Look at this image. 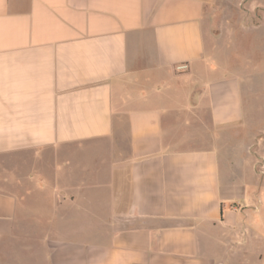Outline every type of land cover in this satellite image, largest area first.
I'll use <instances>...</instances> for the list:
<instances>
[{
  "label": "crops",
  "instance_id": "0c3cea01",
  "mask_svg": "<svg viewBox=\"0 0 264 264\" xmlns=\"http://www.w3.org/2000/svg\"><path fill=\"white\" fill-rule=\"evenodd\" d=\"M211 1L0 0V264H264V0H218L243 76L204 75Z\"/></svg>",
  "mask_w": 264,
  "mask_h": 264
},
{
  "label": "rangeland",
  "instance_id": "374dc122",
  "mask_svg": "<svg viewBox=\"0 0 264 264\" xmlns=\"http://www.w3.org/2000/svg\"><path fill=\"white\" fill-rule=\"evenodd\" d=\"M245 11V5L243 4L241 7L236 8L228 2H220L218 0H212L206 6V19L203 21L204 75H220L226 73L228 70H233L241 76L245 74V59L247 54L245 49V34L248 28V26H246ZM230 30L233 31L235 37L240 40V43L235 46L236 49L238 48L237 51L234 49L235 47L231 48V40L229 38ZM256 41L257 60H259L258 58L260 55L264 54V52L261 51V44L259 41ZM252 49L253 44H250L249 55L253 56ZM249 63V73H255V71L258 73L260 72V67L252 66L251 60ZM245 90H248L249 94L253 93V99L250 104L253 107L252 109L256 112L252 115V121L250 123L253 125L254 129L264 128V83H240V92L243 95L242 97L246 105ZM252 101L254 103H252ZM260 124H263V126L261 127ZM21 246L22 244L18 243L14 250H20ZM28 247L30 250H36L35 243H29ZM14 262L16 261L14 260Z\"/></svg>",
  "mask_w": 264,
  "mask_h": 264
}]
</instances>
